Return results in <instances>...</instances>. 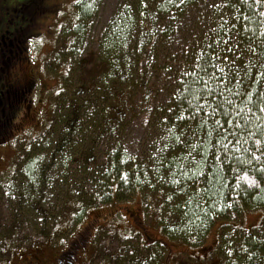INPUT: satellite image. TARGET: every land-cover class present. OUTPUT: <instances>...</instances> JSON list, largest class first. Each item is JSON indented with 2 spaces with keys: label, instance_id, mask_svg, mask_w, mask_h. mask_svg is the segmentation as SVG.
Returning a JSON list of instances; mask_svg holds the SVG:
<instances>
[{
  "label": "trees",
  "instance_id": "1",
  "mask_svg": "<svg viewBox=\"0 0 264 264\" xmlns=\"http://www.w3.org/2000/svg\"><path fill=\"white\" fill-rule=\"evenodd\" d=\"M122 2L125 6L114 14L100 50L104 62L98 63L106 67L87 72L81 67L79 75L67 72L62 77V84L78 82L79 87L69 107L57 102L52 123L62 125V132L57 143L47 144L55 149L54 158L56 150L61 155L56 169L73 164L81 174L78 184L88 187L86 195L83 188H70L62 209L76 217L82 210L112 201L125 204L138 195L145 215H156L166 239L201 247L215 223L246 211L264 213V0ZM89 12L87 1L79 0L75 25L87 23ZM89 85L105 89L88 94ZM149 86L155 97L150 109L146 96L136 99ZM10 94L19 96L6 88L0 92L4 135L12 120L9 108L3 110ZM135 117L168 132L157 153L141 164L119 146L118 135H126L127 122ZM186 131L194 139L179 145ZM104 139L110 141L111 152L101 153L97 163L90 152ZM31 169H26L28 176ZM60 181L69 184L64 177L54 183ZM66 216L58 223L65 224ZM10 226L9 234L22 233L19 226ZM234 228L219 227L214 255L224 264H262L264 215L255 229L263 233L261 240L252 230L241 240L233 239ZM161 245L153 248L155 253L142 250L143 261L154 255L159 260L158 253L165 251Z\"/></svg>",
  "mask_w": 264,
  "mask_h": 264
},
{
  "label": "rangeland",
  "instance_id": "2",
  "mask_svg": "<svg viewBox=\"0 0 264 264\" xmlns=\"http://www.w3.org/2000/svg\"><path fill=\"white\" fill-rule=\"evenodd\" d=\"M78 1L62 0V5L60 0H0V92L5 88L19 92V96L10 94L6 99L7 114L12 120L5 135L0 131V264L27 262L30 256L39 261L37 264H53V259L76 236H82L85 246L76 256L81 262L91 258L89 264H224L223 259L214 255L221 225L235 226L233 239L241 240L252 230L261 240L263 233L255 231L264 215L261 210L246 211L232 216L228 222L215 223L201 247H190L166 239L156 225V215H145L138 195L125 204L112 201L82 210L76 217L67 212V207L62 209L70 188H83L84 195L88 190L78 184L82 178L73 164L62 171L56 169L55 165L62 164L61 155L56 150L57 160L53 157L55 149L48 148L57 143L55 140L62 132V125L52 123L57 102L69 107V98L75 96L79 87L78 82L62 84V77L67 72L73 77L79 75L81 67L86 72L90 67L96 71L106 67V63H98L104 62L100 54L104 35L117 9L125 6L122 0H86L90 8L87 23L75 25L73 11ZM23 4H27L25 10ZM40 6L45 9L40 11ZM18 31L22 32L19 41ZM16 49L19 53H15ZM150 88H142L136 96L139 102L146 96L149 109L155 100L148 92ZM59 89L66 96L59 94L58 101ZM101 89L105 88L89 85L86 91L96 95ZM82 97L86 98L83 93ZM75 100L78 101L76 97ZM0 115L3 116L2 111ZM157 127L145 126L142 117L128 121L126 135H118L123 153L141 160L138 164L149 162L168 137L165 129ZM54 133L56 139L52 137ZM181 134L179 145L194 139L190 131ZM155 146L151 154L150 149ZM110 149L109 140H100V147L91 151L90 156L99 163L101 153H109ZM140 151H147L143 160L146 155L141 156ZM64 152L65 159L72 161V155ZM31 166L33 174L28 176L26 169ZM59 177L69 180V184L54 183ZM62 214H67L65 224L58 223L64 219ZM10 225L19 226L22 233L9 234ZM157 244H163L165 250L158 253L159 260L154 255L150 261H143L142 250L145 254L152 250L155 253L153 248Z\"/></svg>",
  "mask_w": 264,
  "mask_h": 264
},
{
  "label": "flooded vegetation",
  "instance_id": "3",
  "mask_svg": "<svg viewBox=\"0 0 264 264\" xmlns=\"http://www.w3.org/2000/svg\"><path fill=\"white\" fill-rule=\"evenodd\" d=\"M61 1V4L63 5L62 3V0ZM27 8V4H23L22 5V9L25 10ZM45 7H41L40 6V11L44 10ZM61 11V10H60ZM25 12V11H23ZM28 12H30V9L28 10ZM36 12H39V11H36ZM41 14V13H40ZM47 15H50V14H47ZM55 18L57 17V15L54 16ZM22 35V32L21 31H18L16 33V36L19 37ZM16 37V38H17ZM19 50L16 49L15 53H19L18 52ZM8 92H12V91H15V90H10V89H7ZM18 92V91H17ZM8 106L6 105L5 108L3 110H6ZM4 117V113H2ZM8 121V119H7ZM7 132V130H6ZM87 232V230H86ZM85 232V234H86ZM81 233V232H80ZM89 233V231L87 232ZM84 232L81 233V235H85ZM74 238H72L71 240H73ZM81 241H84L82 236H76V238L73 240V241H70L67 243L66 245V248L61 252L59 253V255L53 259V264H89L90 261H91V258H87V262H81L79 261L78 257L76 256L77 254V251L81 248H84V244L81 243ZM155 243V241H152V244ZM145 247V246H144ZM39 263V261L37 262L35 258H31V256L28 258V261L27 262H21V263H18V264H37Z\"/></svg>",
  "mask_w": 264,
  "mask_h": 264
},
{
  "label": "snow or ice",
  "instance_id": "4",
  "mask_svg": "<svg viewBox=\"0 0 264 264\" xmlns=\"http://www.w3.org/2000/svg\"><path fill=\"white\" fill-rule=\"evenodd\" d=\"M262 111H264V109H261Z\"/></svg>",
  "mask_w": 264,
  "mask_h": 264
}]
</instances>
